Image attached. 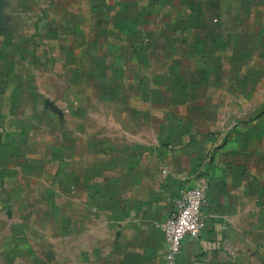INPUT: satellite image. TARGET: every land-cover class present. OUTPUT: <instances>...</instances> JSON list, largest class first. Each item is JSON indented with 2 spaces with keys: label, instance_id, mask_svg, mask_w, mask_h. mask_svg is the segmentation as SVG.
<instances>
[{
  "label": "crops",
  "instance_id": "1",
  "mask_svg": "<svg viewBox=\"0 0 264 264\" xmlns=\"http://www.w3.org/2000/svg\"><path fill=\"white\" fill-rule=\"evenodd\" d=\"M264 264V0H0V264Z\"/></svg>",
  "mask_w": 264,
  "mask_h": 264
},
{
  "label": "built area",
  "instance_id": "2",
  "mask_svg": "<svg viewBox=\"0 0 264 264\" xmlns=\"http://www.w3.org/2000/svg\"><path fill=\"white\" fill-rule=\"evenodd\" d=\"M207 193L202 187L187 188L174 199L168 217L157 225L166 251L164 264H175L185 237L198 239L203 226L202 209Z\"/></svg>",
  "mask_w": 264,
  "mask_h": 264
}]
</instances>
